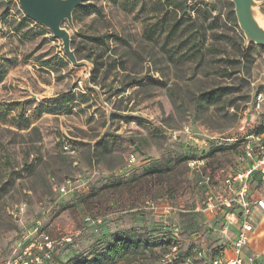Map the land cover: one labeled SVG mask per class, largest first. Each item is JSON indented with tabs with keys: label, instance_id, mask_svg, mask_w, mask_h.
<instances>
[{
	"label": "rangeland",
	"instance_id": "rangeland-1",
	"mask_svg": "<svg viewBox=\"0 0 264 264\" xmlns=\"http://www.w3.org/2000/svg\"><path fill=\"white\" fill-rule=\"evenodd\" d=\"M159 1H86L71 45L78 59L99 56L92 80V65H73L18 0H0V262L35 226L56 242L54 264L122 240L142 241L139 253L130 247L127 259L101 264H210L223 246V216L207 221L213 212L201 211L187 161L204 158V173L237 169L234 144L264 129V47L245 54L229 0L174 11L177 33L155 24L150 37ZM198 23L200 46L189 39ZM101 34L105 41L90 38ZM216 87L228 91L210 98ZM186 125L194 138L181 132ZM218 147L226 149L211 151ZM253 190L264 199V181Z\"/></svg>",
	"mask_w": 264,
	"mask_h": 264
},
{
	"label": "built area",
	"instance_id": "built-area-1",
	"mask_svg": "<svg viewBox=\"0 0 264 264\" xmlns=\"http://www.w3.org/2000/svg\"><path fill=\"white\" fill-rule=\"evenodd\" d=\"M181 132L188 139L194 138L190 125L184 126ZM241 140L237 156L239 165L235 171L204 173L203 169L207 165L204 158L187 161L205 197L201 211L222 214L225 226L238 223L236 236L230 246H222L210 264H255V256H246L244 249L253 229L252 207L258 206L264 210V199L255 197L253 192L254 183L264 181V132L247 134ZM62 148L69 154L75 151L67 142L63 143ZM34 228L35 236L24 234L25 241L18 243L1 264H54L56 242L37 226Z\"/></svg>",
	"mask_w": 264,
	"mask_h": 264
},
{
	"label": "water",
	"instance_id": "water-1",
	"mask_svg": "<svg viewBox=\"0 0 264 264\" xmlns=\"http://www.w3.org/2000/svg\"><path fill=\"white\" fill-rule=\"evenodd\" d=\"M85 0H18L24 14L44 26L61 41L64 54L75 66L92 65L87 59H78L71 45V30H74L73 13ZM189 4L201 0H187ZM245 45L264 46V12L261 0H229ZM69 26H67V25ZM208 228V226H206ZM199 234L196 233L197 237Z\"/></svg>",
	"mask_w": 264,
	"mask_h": 264
},
{
	"label": "trees",
	"instance_id": "trees-1",
	"mask_svg": "<svg viewBox=\"0 0 264 264\" xmlns=\"http://www.w3.org/2000/svg\"><path fill=\"white\" fill-rule=\"evenodd\" d=\"M86 1L89 0H85L80 6H78L73 13V19L77 20V15L79 12L83 11V9H86V13L89 12V10H87V5L85 4ZM203 1H197L193 4H189L187 0H160L157 3H154V8H156V10H158V12L161 13L160 16H156L155 17V22H151L150 24H148L146 26V28L144 29V32H147L148 36L152 37L154 35L155 32V28L153 27V25L155 24H159L160 25V29L162 30H167V35H175L178 31V29L181 27L182 25V20L181 18H174L172 20L171 19V14L174 11H182V15H186V9L188 8L189 5H196V4H201ZM229 4V8L227 10V17L228 19H230L232 21V23L234 24L235 27H238L237 22H236V17H235V13L233 10V4L228 1ZM207 11L209 13L213 12V8L209 7L207 8ZM153 19V18H151ZM215 18L212 19V21L214 22ZM215 23V22H214ZM108 37L107 34H101V35H92L90 36L91 39L93 40H101V41H105V38ZM206 38V34H205V26L201 23H198L197 28L195 29V33H191L189 34V39L192 40L191 43L194 45H198L200 46L202 44V40ZM74 42V38H71V44H73ZM252 44H250L249 46L245 47V54H249V52H251L252 49ZM264 47V46H263ZM76 55H78L77 52H79V46H73ZM86 57L91 63H92V68H91V79L94 80L97 75L100 73L101 69H102V64L99 62V56H97L96 58L91 57L90 54L87 55H83L80 58H84ZM224 91H228V88L226 87H216L211 89L208 94H210V98H215L217 97L218 99L221 98L222 94L224 93ZM1 113V112H0ZM129 119H133V118H129ZM259 132H264V129L261 130H257L255 133H259ZM99 143H103V140H99ZM242 144V140H237V142L234 144L233 147H238L240 148ZM226 149L225 147H218V148H214L211 151H219V150H224ZM193 157L189 158L192 159ZM188 159V160H189ZM175 234V233H174ZM125 240L116 242L115 244H112L110 246H107L102 252H99L97 254H95V256L93 258H88L87 256L84 257H80L79 259L75 260L74 264H101L100 262L103 261V256H107L110 260H125L128 258L127 256V250L132 247V254L133 255H137L139 253V248L142 244V241L140 240H132L131 244L128 242V244ZM176 243V242H175ZM177 244V243H176ZM175 244V245H176Z\"/></svg>",
	"mask_w": 264,
	"mask_h": 264
},
{
	"label": "crops",
	"instance_id": "crops-1",
	"mask_svg": "<svg viewBox=\"0 0 264 264\" xmlns=\"http://www.w3.org/2000/svg\"><path fill=\"white\" fill-rule=\"evenodd\" d=\"M253 192L254 196L258 198V193H256L254 190ZM212 214L207 216V221L213 225L212 222L215 221L217 214ZM209 216H212V219H210ZM251 223L253 225V229L249 233L247 244L244 249V254L246 256H255V264H264V210H262L258 206H253L251 210ZM237 229L238 223L227 224L225 226L224 219L222 220L221 227L218 229L219 235H217L222 238L221 241L223 243V246H230L231 242L236 236ZM7 258H5L3 261H5ZM2 262H0V264Z\"/></svg>",
	"mask_w": 264,
	"mask_h": 264
}]
</instances>
